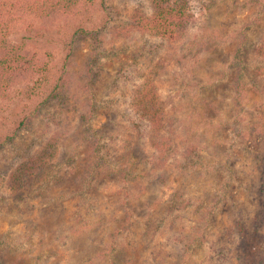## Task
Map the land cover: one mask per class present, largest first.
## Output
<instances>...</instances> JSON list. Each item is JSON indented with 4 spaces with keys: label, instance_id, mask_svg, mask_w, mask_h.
<instances>
[{
    "label": "rangeland",
    "instance_id": "374dc122",
    "mask_svg": "<svg viewBox=\"0 0 264 264\" xmlns=\"http://www.w3.org/2000/svg\"><path fill=\"white\" fill-rule=\"evenodd\" d=\"M169 1L180 24L153 0H0L21 60L0 76V264H238L264 212V0Z\"/></svg>",
    "mask_w": 264,
    "mask_h": 264
},
{
    "label": "trees",
    "instance_id": "16d2710c",
    "mask_svg": "<svg viewBox=\"0 0 264 264\" xmlns=\"http://www.w3.org/2000/svg\"><path fill=\"white\" fill-rule=\"evenodd\" d=\"M155 6V17L159 19L162 24H166L167 14L174 13L178 15L177 21L180 24L184 16V10L182 7L178 9L174 8L169 0H153ZM177 24V22L175 23ZM6 47V44L0 42V49ZM21 63L20 56L18 53H15L13 48L3 52L0 55V76L2 75H11L14 73L17 68H21L17 64ZM243 88V82L238 79L236 82V92L238 93ZM33 159H29L26 164L18 167L17 170L11 174L13 182L25 181L26 178L30 176L31 163ZM34 161V160H33ZM257 220L252 224L251 231L245 230L240 235L241 239L237 241L233 249V257L238 262V264H264V256L260 254L256 256V252L261 250V245L264 242V212L260 215H257ZM240 225V224H239ZM246 223L241 225L243 230L246 229ZM235 264V263H233Z\"/></svg>",
    "mask_w": 264,
    "mask_h": 264
}]
</instances>
